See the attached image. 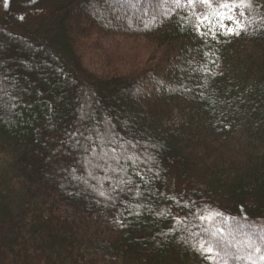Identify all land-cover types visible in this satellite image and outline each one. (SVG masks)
Wrapping results in <instances>:
<instances>
[{"label": "trees", "instance_id": "1", "mask_svg": "<svg viewBox=\"0 0 264 264\" xmlns=\"http://www.w3.org/2000/svg\"><path fill=\"white\" fill-rule=\"evenodd\" d=\"M155 2L8 0L1 9L0 87L8 95L0 106V264H207L181 241L182 224L169 231L190 201L223 213L215 226L225 240L233 239L229 217L264 227V32L255 30L264 27V0H253L247 32L208 47L175 14L148 27L106 19L113 8L132 17ZM141 40L155 63L138 50L141 62L123 70L90 60L135 51ZM109 122L125 140L153 145L154 156L152 171L134 165L143 180L133 166L119 173L106 201L88 172L107 191L105 174L71 134L95 135ZM121 177L133 192L119 191ZM171 179L184 187L172 190ZM237 240L245 255V237Z\"/></svg>", "mask_w": 264, "mask_h": 264}, {"label": "snow or ice", "instance_id": "2", "mask_svg": "<svg viewBox=\"0 0 264 264\" xmlns=\"http://www.w3.org/2000/svg\"><path fill=\"white\" fill-rule=\"evenodd\" d=\"M8 6V0H5V7ZM259 7L253 3V0H156L155 4L148 9H141L132 17L128 16L126 12L118 13L115 8L112 9V16L109 19L116 21L133 20L134 22L145 24L146 27L157 22L162 23L163 20L170 19L172 15H177L179 20L188 22V30L203 41V46L208 47L210 41L220 42V37H238L242 33L247 32L251 24L249 19L253 10ZM183 11L184 15L179 12ZM185 25L182 24L181 27ZM258 32H264V27H257ZM205 57L208 53H204ZM189 65L193 61H187ZM209 63H215L210 60ZM205 68V75L207 72V65ZM187 71V69H182ZM197 68H192L191 71H198ZM6 79V78H5ZM2 83V81H0ZM190 91V89H186ZM8 95L3 87H0V106L3 105L4 96ZM9 108L14 109L17 105L14 97H9ZM87 106V105H86ZM84 119H87L85 115ZM73 137H82L86 143L80 144L76 141V147L81 149L85 154L88 164L94 168L99 169L105 174L104 179L109 183V190H105L103 183L97 177L94 171H89L88 175L97 180L99 189L95 185H89L88 181H82L86 187H91L98 191V195L103 197L106 201L113 199L110 194L116 191L111 182L121 172H125L127 167L133 166L134 175L141 177L143 180V173L137 170L134 165L137 160L144 165L145 171H152L147 164L153 159L154 153L151 149L153 145L141 143L137 140H125L120 137L114 126L109 122L107 126L100 129L99 126L95 129V135L89 134L87 136L82 132L72 133ZM100 151L97 153L96 149ZM123 149V154L119 155L120 150ZM129 149L132 154L129 155ZM92 153L95 160L89 158L88 154ZM113 173V176H108L107 173ZM159 173H156L158 176ZM121 184L124 185L119 188L120 192H133V182L123 177ZM136 195H140L138 187L135 189ZM175 199V198H173ZM100 201H97L99 203ZM181 207L188 208V215L183 219L179 217H172L174 220L173 226L170 228L171 233L177 231V224L183 225V230L186 235L181 237V241L190 245L193 250L197 251L207 264H230L232 261H246L247 264H257L254 258L258 254V259L264 264V227H257L253 222H250L247 217L244 222L235 221V218L229 217L233 221L232 227L228 230L229 236L233 239H223L225 229L216 227L215 222L223 219V213L211 211V206H198L196 201H190L188 204H182ZM139 215V213H137ZM165 216L166 213H159ZM208 225H212L210 228ZM239 233L245 237V255L240 254L237 245L240 241H235V234Z\"/></svg>", "mask_w": 264, "mask_h": 264}, {"label": "rangeland", "instance_id": "3", "mask_svg": "<svg viewBox=\"0 0 264 264\" xmlns=\"http://www.w3.org/2000/svg\"><path fill=\"white\" fill-rule=\"evenodd\" d=\"M5 5V0H0V11ZM151 45L149 41L147 42L146 40H141L139 43H136V50L133 51V47L127 46L123 47L120 49L121 54H111V55H106L103 52H98L97 58L94 59L91 57V61L95 64H97V68H105L106 63H109L110 65H113L114 67H121L123 69H127L131 67L133 64L137 65V63L141 62L140 60L138 61V57H133L134 54H137L138 52H146L148 54L147 58L151 61H147L148 63H155V60L151 59V54H152V48H150ZM138 50V52H136ZM137 59V60H136ZM136 60V61H135ZM146 60V59H145ZM133 61H135L133 64H131ZM138 61V62H137ZM131 64V65H130ZM96 66V65H95ZM134 66V65H133ZM177 120H180L181 117L177 115ZM184 187L183 182H181L178 179H171L170 180V188L172 190H181ZM69 213L72 214V211L69 210ZM74 215V214H72Z\"/></svg>", "mask_w": 264, "mask_h": 264}]
</instances>
